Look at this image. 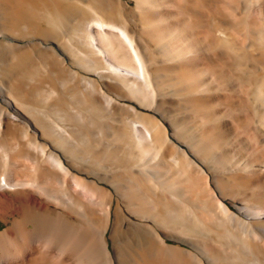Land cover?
<instances>
[{"label":"bare ground","instance_id":"bare-ground-1","mask_svg":"<svg viewBox=\"0 0 264 264\" xmlns=\"http://www.w3.org/2000/svg\"><path fill=\"white\" fill-rule=\"evenodd\" d=\"M2 1L0 219L13 218L0 264H214L204 254L224 250L197 256L182 226L191 195L169 193L188 191L183 180L214 220L254 226L247 258L263 264L264 151L226 155L250 142L226 107L264 144V0ZM242 195L256 207L237 205ZM122 223L142 239L133 254Z\"/></svg>","mask_w":264,"mask_h":264},{"label":"rangeland","instance_id":"rangeland-1","mask_svg":"<svg viewBox=\"0 0 264 264\" xmlns=\"http://www.w3.org/2000/svg\"><path fill=\"white\" fill-rule=\"evenodd\" d=\"M1 1V3L0 4H3L4 5V3H3V1L2 0H0ZM252 1V0H251ZM257 1V0H256ZM5 2V1H4ZM223 2V1H222ZM222 2H221V0H219V3H221L222 4ZM18 3H19V5H22V6H25V1L24 2H9L8 4H16V5H18ZM43 3V2H42ZM223 3H225V2H223ZM44 5H49V7L48 8H54V6L56 7V1L55 0H49L48 2H44ZM47 11V10H46ZM28 14H27V13ZM25 12V9L23 10V14H26L27 15V17L25 18V24H29L30 22H32V21H34L35 19H32L31 18V15H34L35 13H33L32 12V14H31V12H28V11H26ZM55 13V14H54ZM56 13H57V15H56ZM47 16H50V18L51 19H54L55 18V16H57L56 18H58V12L55 10V11H51L50 9L47 11ZM36 15V14H35ZM29 16V17H28ZM54 16V17H53ZM37 20L38 21H40L41 19L40 18H37ZM36 20V21H37ZM29 21V22H28ZM25 27H27V25H25ZM29 27V26H28ZM28 27L25 29V31H27L28 30ZM233 29H234V32L236 33V37L238 36H240V32L235 28V27H232ZM230 105V106H229ZM234 108V106H232L231 107V104H227V107H226V112H227V114H231L230 116L234 119V121H235V128H236V130H235V134H237V133H239V134H242V135H248L247 137H248V141H250L249 143H250V145H249V143H248V146H247V144H245L244 142H242L241 140H237L236 139V141L234 140L233 141V144H231V146H230V148H229V151H227L228 153H226L225 151V153H226V155H229V152H232L231 154H232V156H231V154L229 155L230 157H231V159H234L235 158V161L236 160H238L239 161V158L237 157L238 156V154H237V152H238V150L240 149V151H241V149H242V151L244 150V151H246L247 153H248V156H250V157H258V156H260L261 154H262V152L264 151V144L262 143H260L258 140H257V137L255 136L256 134H254L253 133V131H251L250 130V128H249V121H248V119L247 120H245V121H242L241 119H239V117H237V112H239V109L237 110L236 108H234V109H231V111L230 110H228L227 111V109L229 108ZM234 110V111H233ZM236 111V112H235ZM235 112V113H234ZM239 114H240V112H239ZM238 114V115H239ZM245 122V123H244ZM244 123V124H243ZM248 125H247V124ZM243 124V125H242ZM237 125V126H236ZM248 130H247V129ZM237 131V132H236ZM253 134H252V133ZM235 134H234V136H235ZM251 134V135H250ZM250 137V138H249ZM256 139H255V138ZM252 139H253V141H252ZM257 140V141H256ZM251 142H252V144H251ZM254 142V143H253ZM257 142V143H256ZM257 144V145H256ZM260 144V145H259ZM243 145V146H242ZM252 145V147H250ZM232 147V148H231ZM256 147V148H255ZM235 148V149H234ZM256 150H255V149ZM246 149V150H245ZM239 151V152H240ZM252 151V152H251ZM258 155V156H257ZM238 158V159H237ZM245 160V159H244ZM194 180H196V178L194 179ZM189 181H191V180H189ZM188 180L186 181H184L183 180V185H185L186 186V188L188 187V191L187 190H183V189H177V187L176 186H174L175 188H173V185H172V188L173 189H175L174 191L171 189H169V187H168V190H169V193L171 192V193H176V195H180L179 196V198H181L182 200L186 197L187 198V196L189 195H191L189 198H188V200L186 199H184L185 200V202H184V200L182 201L181 199H180V201H182L183 203H185V204H183V203H181V205L182 206H185L186 207V205L187 204H189V205H187V207L186 208H188V209H190V210H188V209H186V210H188V213H190L191 214V217L193 216V220L192 219H188L187 221H185V223H183L182 224V226H189V228H188V230H189V232L190 233H192L193 234V232L192 231H194V236L197 238V239H199L198 240V242L200 243L202 240H200V239H202L203 238V242L202 243H198L197 245V247H196V249L195 248H192V251H194V253L197 255V256H203V254L202 253H207V251H206V247L208 246V247H210V245H214L215 247H216V250H217V254L218 255H220L219 253H221V251L222 250H224V251H222V252H224V254L225 255H223V253H221V255L218 257V259H216V258H214L213 259V256H211L210 254H204V256L203 257H205V258H207V259H209V260H211L214 264H262V263H254V262H251L248 258L250 257V258H252V256H253V248H254V239H255V237L257 238V231L253 228L254 226L253 225H249L250 223L248 222V221H246L247 223L246 224H244L245 222H243V221H241V222H227V224H225L226 223V221H224L223 222V220H214V218H212L211 216H209L208 215V213L206 212V211H204V209L202 208V206H203V201H200L199 202V200H195L196 199V195H194V194H198V193H200V194H202V192H204L202 189H199L198 190V192H197V190H195V188L193 187V181H191V182H189ZM191 185H190V184ZM189 184V185H188ZM188 185V186H187ZM170 186V185H169ZM171 188V187H170ZM190 188H192L191 190H190ZM181 190V191H180ZM202 190V192H200ZM188 192V194H186V193H184V192ZM196 191V192H195ZM190 192L192 193V192H194V193H192V194H190ZM186 194V195H185ZM200 194L199 195H197V199H200V200H202L200 197L201 196H203V195H205V193H203V195H201L200 196ZM173 195V194H172ZM175 195V194H174ZM185 195V196H184ZM193 195V196H192ZM195 197V198H194ZM242 197L243 198H241V200H240V197L235 201V203L237 204V205H243V204H245L247 207H248V205H250L249 207H251V208H254V207H256V202H253V200H251L250 198H248V197H246V196H243L242 195ZM245 198H247V199H245ZM212 199H214L213 197L212 198H210V202L212 203V201L214 202L215 200H212ZM244 199V200H243ZM240 200V201H239ZM187 201V202H186ZM191 201V202H190ZM206 201L208 202V203H210L209 202V200H207L206 199ZM195 202H198L199 203V205H201L202 204V206L201 207H199L198 206V203H195ZM193 203H195V205L197 206L196 208H195V205L193 204ZM243 203V204H242ZM192 204V205H191ZM213 204V203H212ZM191 206H193V207H191ZM190 207V208H189ZM192 209V210H191ZM231 209H233V210H235L232 206H231ZM127 210V209H126ZM195 210H197V211H195ZM190 211V212H189ZM193 211V212H192ZM236 211V210H235ZM128 214H131L129 211H126ZM192 212V213H191ZM197 212V213H196ZM19 213V212H18ZM195 213V214H194ZM207 215H206V214ZM195 215V217L197 216V218H195L194 217V215ZM207 216H209V217H207ZM9 218V221L8 222H5V221H3L2 219H0V229H3L4 227H6L7 226V224H9L10 223V220L13 218V216H9L8 217ZM242 218H244L243 220H246V218L244 217V216H242ZM196 219H198V222L196 221ZM206 219H207V221H206ZM190 220V221H189ZM209 220V221H208ZM193 221H195V222H197V223H195V222H193ZM214 221V222H213ZM219 221L223 224V227L220 225L219 226V224H221V223H219ZM193 222V223H192ZM215 222L217 223L218 222V224H216L215 225V230L213 229L214 227V224H215ZM186 223H188V225H186ZM213 223V224H212ZM239 223H240V225H239ZM242 223V224H241ZM126 224L127 223H122V225H121V230H122V241L124 242V243H122L123 245H124V248L126 249H124V251H125V255H126V252H129V249H130V253L131 254H133V251L131 250V248H138V249H140L139 247H141L142 246V239H141V237H140V234H138V233H136V231H135V229L132 227V225H130V226H126ZM196 224V225H195ZM235 224V225H234ZM202 225H204V227L205 228H202L201 226ZM218 225V226H217ZM227 225H228V227H229V225H230V227H229V229H228V227H227ZM244 225V226H243ZM246 225H248V226H246ZM195 226H198V227H195ZM212 226V227H211ZM224 226H226L227 228H224ZM252 226V227H251ZM208 227V228H207ZM210 227V228H209ZM218 227H219V229H218ZM247 227H249V228H247ZM259 227V229H260V231H261V229L262 230H264L263 229V227H260V226H258ZM127 228V229H126ZM128 228H129V230H128ZM132 228V229H131ZM208 229H213L212 231H210L209 233H208ZM247 229V230H246ZM134 230V231H133ZM216 230H218V231H216ZM250 230H255L254 231V233H253V231H250ZM231 231H232V233H231ZM250 231V232H249ZM129 232V233H128ZM135 232V233H134ZM213 232H216V235H219V234H217V232L218 233H220V234H222L223 233V235H224V233H226V235L227 234H229L230 235V238L228 237V236H224L225 238H227L228 237V239H229V241H231V242H229L228 241V244L226 243V241L227 240H225L224 238V240H225V242H224V240L222 241V240H220L221 238H222V236L221 235H219V241H218V243L216 242L217 240H218V237H217V239H215L214 237H215V234L213 233ZM257 232V233H256ZM247 233V234H246ZM197 234V235H196ZM214 234V235H213ZM246 234V235H245ZM251 234V235H250ZM255 234H256V236H255ZM201 235H202V238H201ZM210 235H211V237H210ZM233 235H234V237H233ZM204 236V237H203ZM128 237V238H127ZM138 237L140 238V240L138 239ZM199 237V238H198ZM206 237V238H205ZM208 238V239H207ZM210 238H211V240H210ZM213 238V239H212ZM246 238H248V240L246 239ZM204 239H205V241H204ZM231 239V240H230ZM244 239H246V240H244ZM249 239H251V241L249 240ZM208 240H210V241H208ZM234 240H235V242H234ZM239 240V241H238ZM140 241V242H139ZM166 241L167 242H170V243H178L177 241H175V240H173V239H170V238H166ZM207 241V243H205ZM220 241H222V242H220ZM246 243H244V242ZM210 242V243H209ZM233 242H234V244H233ZM239 242H242V243H239ZM76 245L78 244V242H74ZM180 244H182V246H188L186 243H183V242H179ZM204 243V244H203ZM214 243V244H213ZM224 243V244H223ZM251 243H252V245H251ZM203 244V245H202ZM207 244H209V245H207ZM218 244H220L219 246H216V245H218ZM237 244V245H236ZM244 244V245H243ZM19 244H16V249H20V246H18ZM228 247H227V246ZM240 245V246H239ZM241 245L243 246V247H241ZM200 246V248H198ZM206 246V247H205ZM222 246V247H221ZM226 246L227 248H224V247ZM232 246L234 247V248H232ZM248 246H250V247H248ZM252 246V247H251ZM203 247V248H202ZM231 247V248H230ZM237 247H238V249H237ZM239 247H240V254L238 253V250H239ZM245 247V248H244ZM220 248V249H219ZM224 248V249H223ZM249 248V249H248ZM227 249H230V251L229 250H227ZM201 250H203L204 252H202ZM243 250H247V252H249V254L248 255H251V256H248L247 255V253L245 252V253H243L244 251ZM200 251V252H199ZM227 251L230 253H227ZM250 251H251V254H250ZM202 252V253H201ZM234 252H237L236 254H233ZM202 254V255H200V254ZM228 255V256H227ZM208 256V257H207ZM89 257V259L87 258V256H85V257H80V258H78V261H80V264H96V263H98V264H105V262L103 261V259H95L94 257H91V256H88ZM202 257V258H203ZM248 257V258H247ZM96 260H94V259ZM241 258V259H240ZM81 259V260H80ZM86 259V260H85ZM88 259V260H87ZM91 259H93V261L91 260ZM167 259V258H166ZM213 259V260H212ZM86 261V263H84V261ZM240 260V261H239ZM98 261V262H97ZM100 261V262H99ZM101 261H103V263L101 262ZM221 261V262H220ZM244 261V262H243ZM247 261V262H246ZM251 263H250V262ZM262 261H264V258H263V260ZM263 264H264V262H263Z\"/></svg>","mask_w":264,"mask_h":264}]
</instances>
